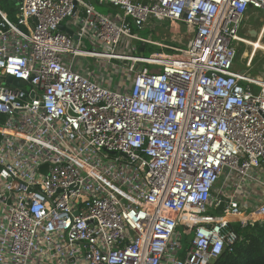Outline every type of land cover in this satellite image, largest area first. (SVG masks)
Listing matches in <instances>:
<instances>
[{
    "label": "built area",
    "instance_id": "built-area-1",
    "mask_svg": "<svg viewBox=\"0 0 264 264\" xmlns=\"http://www.w3.org/2000/svg\"><path fill=\"white\" fill-rule=\"evenodd\" d=\"M248 8L264 0H0V264H211L230 225L264 224L263 198L240 204L264 194V74L233 68ZM151 22L187 44L140 37ZM90 59L132 77L91 81Z\"/></svg>",
    "mask_w": 264,
    "mask_h": 264
},
{
    "label": "rangeland",
    "instance_id": "rangeland-1",
    "mask_svg": "<svg viewBox=\"0 0 264 264\" xmlns=\"http://www.w3.org/2000/svg\"><path fill=\"white\" fill-rule=\"evenodd\" d=\"M109 8H111L110 6H108ZM97 9L103 13V9L102 7L97 6ZM251 11H249L247 14L248 16H244V29L241 33V35H239L244 41H249V42H255L258 41V36H259V32L261 31V28L263 27V23H264V16L258 12V11H253V9H250ZM156 23V22H154ZM158 24V23H156ZM157 34V36H156ZM139 35L141 37H145V38H150L152 41H159L160 39H162L163 37L166 38V40L163 42L165 46H167V42H169V40L171 39L172 33L171 30H169V27H165V29L161 28V24H158V26L155 29H150L146 26L145 29H143ZM188 38L189 36L184 32L183 28H181V34L178 35L177 38H175V40L177 42H180L179 44L182 46H185L188 42ZM157 43V42H155ZM86 44V49L87 50H91V45L87 42H85ZM261 44L264 46V34L261 37ZM135 45V50H132V54L134 56L137 55H148V51H153L152 54L156 53V54H169L170 51L168 49L165 48H160L157 47L155 45H149L150 48H148L149 46H145V50H143V52H145L144 54H142V52H140V46L139 45ZM147 51V52H146ZM254 50L252 47H250L249 45H247L245 42L244 43H240L237 46V57L235 60V64L233 66L234 71L237 72H241L243 70H245V66L244 63L246 60H250L251 59V66L253 67L252 72L250 73L251 76L254 77V75H259L261 73H264V51L263 50H257L254 54H253ZM253 55V56H252ZM247 56V57H246ZM252 56V57H251ZM247 59H246V58ZM90 66L92 67V71L90 72L91 74L89 75V79L91 81H95V79L97 78V76H99L100 78H105L108 80L107 85L110 86L112 89L117 90V83L119 81V79L121 77H124V79L128 80L129 78H131L132 76H127L129 73L126 72L127 68H128V63H106L105 61H101L99 59H90L88 60ZM121 67V68H120ZM143 66L138 65L136 66L135 69H137V71L142 68ZM126 72V74H125ZM125 75V76H123ZM179 232L180 234H183L182 232V227L179 228ZM187 242L190 240V237H187L185 239Z\"/></svg>",
    "mask_w": 264,
    "mask_h": 264
},
{
    "label": "trees",
    "instance_id": "trees-1",
    "mask_svg": "<svg viewBox=\"0 0 264 264\" xmlns=\"http://www.w3.org/2000/svg\"><path fill=\"white\" fill-rule=\"evenodd\" d=\"M152 52L149 50L148 55ZM229 229L236 233L239 241L230 250H224L211 264H264V224L246 228L232 224Z\"/></svg>",
    "mask_w": 264,
    "mask_h": 264
},
{
    "label": "crops",
    "instance_id": "crops-1",
    "mask_svg": "<svg viewBox=\"0 0 264 264\" xmlns=\"http://www.w3.org/2000/svg\"><path fill=\"white\" fill-rule=\"evenodd\" d=\"M93 6H94V9H95V11H97L98 13H100V14H104V15H116V11L114 10V9H112V8H109L108 6H102V5H98V4H96V3H93ZM97 6H99V7H102V9H103V13H101L98 9H97ZM250 9H253V8H248L247 9V11H246V14H245V16H248V12L249 11H251ZM253 11H258V10H255V9H253ZM258 12H260V11H258ZM262 15H263V13L262 12H260ZM264 16V15H263ZM246 23V22H245ZM245 23H244V21H243V23H242V25H241V28H240V30H239V35H241V33H242V31H243V29H244V25H245ZM62 26H63V29H64V33H66V34H68V33H72V37L73 36H75V34H74V26L73 25H71V23H70V21H65V22H63L62 24H61ZM158 26V24H156V23H154V22H151V23H149L148 25H147V27L148 28H150L151 30L152 29H155L156 27ZM165 27H166V25L165 24H161V28H163V29H165ZM170 30V29H169ZM179 30H180V28H179ZM171 33H172V36H171V39L169 40V42H167V44L168 45H176L177 43H176V40H175V38H177L178 37V35H180L181 34V31H180V33H177L176 31H172L171 30ZM262 33H264V23H263V27L261 28V31L259 32V36H258V41H255V42H249V41H245V43L247 44V43H249L250 45H252V46H256V45H258V46H260V45H262L261 44V37H262ZM69 35V34H68ZM69 36H71V35H69ZM156 36H157V34H156ZM141 37V36H140ZM142 38H144V39H149V40H151L150 38H145V37H142ZM166 40V38L165 37H163L162 39H160L159 41H152V42H157V43H161V44H164L163 42ZM241 43V41H239V44ZM134 44H136V45H139V46H141L140 44H138V43H134ZM238 46V45H237ZM261 47V46H260ZM143 48V47H142ZM263 49V51H264V47H262ZM144 50H145V48H143ZM257 50H261V49H258V48H256L255 49V52L257 51ZM255 52H253V54L255 53ZM253 56V55H252ZM251 56V57H252ZM247 57V56H246ZM245 57V58H246ZM247 59V58H246ZM251 60V59H250ZM246 62H248V60H246L245 61V63H244V66H245V70H243V71H246V72H248L249 74L252 72V69H253V67L250 65V68H247L246 67ZM93 69H92V67H90V68H87V69H82L80 72H82L83 74H85V75H87V74H91L90 72L92 71ZM242 72V71H241ZM264 73H261V74H259V75H254V77H258V76H261V75H263ZM251 75V74H250ZM95 80H98L99 82H103L104 84H106L107 85V82H108V80L107 79H105V78H100L99 76H97V78L95 79ZM229 191V190H228ZM246 198H248V200H246V201H243V203H240L242 206H244V207H246L247 209H250L251 207H253V206H255L259 201H261L262 200V198L264 199V194H263V196H261L260 195V190L258 189V188H255V187H253V188H251L250 189V191H249V193H248V196L246 197ZM246 205V206H245Z\"/></svg>",
    "mask_w": 264,
    "mask_h": 264
},
{
    "label": "water",
    "instance_id": "water-1",
    "mask_svg": "<svg viewBox=\"0 0 264 264\" xmlns=\"http://www.w3.org/2000/svg\"><path fill=\"white\" fill-rule=\"evenodd\" d=\"M59 30L64 32V29H63L62 25L59 26ZM68 34L72 36V33H68ZM73 39H76V37L73 36ZM140 47H141L140 48V52H142V54H143V48H142L143 46L141 45ZM6 82L9 83V84H12L14 87H18V88L24 85V82H22L21 80H15V79H13L12 77H9V76L6 78Z\"/></svg>",
    "mask_w": 264,
    "mask_h": 264
},
{
    "label": "bare ground",
    "instance_id": "bare-ground-1",
    "mask_svg": "<svg viewBox=\"0 0 264 264\" xmlns=\"http://www.w3.org/2000/svg\"><path fill=\"white\" fill-rule=\"evenodd\" d=\"M263 34H264V33H262V35H263ZM237 45H239V42H237ZM247 45H249L250 47H252V48H253V50H254V52H255V49H256V48H258V49H261V50H262V49H263L262 47H264L263 45H260L261 47H260V46H258V45H256V46H255V45H254V46H252V45H250L249 43H247Z\"/></svg>",
    "mask_w": 264,
    "mask_h": 264
}]
</instances>
